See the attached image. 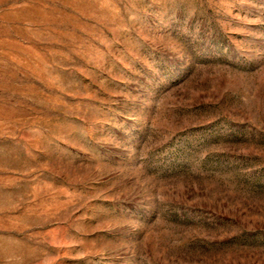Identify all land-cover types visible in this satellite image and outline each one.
Here are the masks:
<instances>
[{"label": "rangeland", "instance_id": "obj_1", "mask_svg": "<svg viewBox=\"0 0 264 264\" xmlns=\"http://www.w3.org/2000/svg\"><path fill=\"white\" fill-rule=\"evenodd\" d=\"M0 264H264V0H0Z\"/></svg>", "mask_w": 264, "mask_h": 264}]
</instances>
